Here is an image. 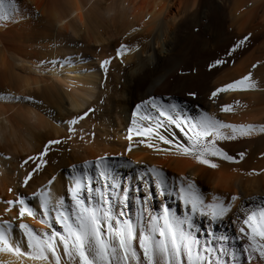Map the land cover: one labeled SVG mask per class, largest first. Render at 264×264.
<instances>
[{
    "label": "bare ground",
    "instance_id": "6f19581e",
    "mask_svg": "<svg viewBox=\"0 0 264 264\" xmlns=\"http://www.w3.org/2000/svg\"><path fill=\"white\" fill-rule=\"evenodd\" d=\"M12 2L0 264H264V0Z\"/></svg>",
    "mask_w": 264,
    "mask_h": 264
},
{
    "label": "rangeland",
    "instance_id": "374dc122",
    "mask_svg": "<svg viewBox=\"0 0 264 264\" xmlns=\"http://www.w3.org/2000/svg\"><path fill=\"white\" fill-rule=\"evenodd\" d=\"M13 0H0V18L2 17V15L6 12V11H8V9L7 8H10L11 7V5H12V2ZM3 13V14H2ZM150 101V100H149ZM130 133V132H129ZM33 197H31V199H32ZM32 200H35V199H32ZM252 207V208H251ZM251 207H249V212H248V215H247V217L248 218H246L247 220L248 219H250V218H252V212H251V210L254 212L255 211V209H256V207L254 206H251ZM246 221H244V223L243 224H245L246 225V223H245ZM245 225L243 226V225H241V227H242V229H244V230H248V232H250V233H252L253 235H257V234H261V235H263V238H264V234L263 233H261L262 231L257 227V228H255L256 226H258V225H251V226H247V229H245L246 227H245ZM260 227V226H259ZM253 228V229H252ZM255 233H254V232ZM258 231V232H257ZM261 231V232H260ZM241 231L240 230H238V232H237V234L235 235L236 237H238L237 239H239V240H242V242H243V244H244V254H245V256H250V255H252V251H251V249L249 248V245L247 246L246 245V243H248V238H246V237H248V235H244L242 232L240 233ZM189 233L190 232H185L184 233V237L183 238H189L190 239V241L188 240L187 242L185 241L184 243H182V247H181V249H180V256H181V258L183 259V258H195L196 260H197V264H204V263H207V262H211V260H209L208 258H206V256H205V254H204V256L203 255H201V251L203 250L206 254H210V253H212V249H210L211 247H209L208 246V248H206V245H204L202 242H201V240L199 239V238H194V239H192L191 237H189ZM244 236V237H243ZM242 238V239H241ZM245 238V239H244ZM259 239V238H258ZM246 240H248V241H246ZM260 240H263L261 237H260ZM187 243V244H186ZM184 247V249L185 250H183L182 248ZM198 247V248H197ZM196 248V249H195ZM193 250V251H192ZM185 254H184V253ZM186 255H188V256H186ZM198 255H199V257H198ZM186 256V257H185ZM234 258L232 257V256H228L227 258H226V264H232L233 262H232V260H233ZM244 263H245V261H244Z\"/></svg>",
    "mask_w": 264,
    "mask_h": 264
}]
</instances>
